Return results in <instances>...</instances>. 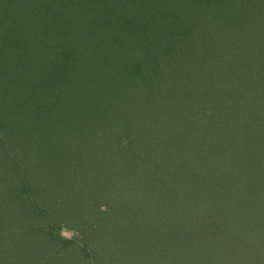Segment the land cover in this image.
Masks as SVG:
<instances>
[{"label":"rangeland","instance_id":"1","mask_svg":"<svg viewBox=\"0 0 264 264\" xmlns=\"http://www.w3.org/2000/svg\"><path fill=\"white\" fill-rule=\"evenodd\" d=\"M86 1L0 0V25L5 27L0 29V47L10 46V41L7 40H14L18 37L22 38L23 44L35 41L27 46L39 42L41 33L36 30L39 16L36 14L38 10L35 5H42L40 2L44 3V12L49 9L46 3H50L55 7L49 10L50 15L67 19L64 29H68V32L72 27L71 19L78 15L75 10L82 12L85 9L82 24L87 23L89 26L87 25L86 28L89 27V30L93 24L100 25L99 28L92 29L90 34L97 39L94 46L100 48L101 51V54L96 55H94L96 50L89 51L91 53L86 54V58L97 62V67H99L97 60H100L104 69L107 64L105 59L111 58V54L118 55L115 59H118L119 62H133L136 65H132V68L137 67L139 71L142 69L143 72L150 74L153 61L157 58L162 60V57L147 60L149 55L145 51L144 40L141 42L142 49L139 51L138 43L142 39V34L137 31H140L138 30L140 27L144 32L146 27L164 30L166 26H163V23L169 20L171 22V19L176 23L173 18L175 15L179 16L181 32L175 34L171 26V30H168V37L164 38L165 42L169 39L172 41L181 33L185 36V33L201 32L210 25L212 27L214 24L209 22V18L220 12L206 14V7L203 6L202 0H90V3H86ZM136 4H138L137 8ZM56 8L60 9V13ZM88 8H93V10ZM230 9H233L231 13H224L226 17L240 19L243 16L245 17L244 23L248 21L249 24L238 28L248 34V41L255 44L250 48L259 53V61L248 64L250 69L254 67L251 73H256L258 80L255 81L256 79L253 80L251 77L250 81L248 77L251 74L243 73L250 84V86L247 84V91L244 94L239 92L240 83L234 84V81L238 80L237 77L231 80L232 89L236 90L237 94L239 93V98H242L241 101L236 100V103H231L230 106L234 112L227 108L222 109L220 102H217L220 94L214 90V87L224 86L226 75L224 76L223 72H226L225 69L228 68L226 66L221 67V74L218 73L214 77L217 80L206 78L209 77L210 69L205 73L200 72V75L199 72L198 74L191 72L193 73L192 82L196 86L207 85V88L212 90L209 91L210 98L214 96L211 101L208 100L207 103L197 106L198 112L195 114L192 113L193 106L189 112L191 104L187 103L184 95L183 100H180V97L177 96L178 90L175 95L173 94L174 91L171 87L176 88V86L169 83L168 80V84L164 85L165 81L161 80L159 86L163 87V90L159 92L164 98L160 99L157 93L154 102L162 104L161 100H166L165 103L171 104L170 101L167 102L169 95L176 99L175 107L177 109L174 110L170 122L167 123L173 132L181 131L180 135L173 132H171L173 136L169 134L170 138H176L174 139L175 144L172 147L169 146L168 143L171 139L167 138V135L157 139L154 148H150L145 143L138 151L145 150L146 155L135 159L137 162L134 161V163L143 164L149 159V165L144 167L140 164L141 168L137 167V169L133 165L127 166L124 174H122L124 166L133 162L131 158L136 156L138 151L129 154L130 156L126 155V158L120 153L108 154L109 157L105 158L103 162H110V166L107 168L109 170H106L104 176L101 175L104 178L99 180L106 186H99L102 190L98 191L95 201L89 202L91 204L89 210L86 209L87 205L84 202V198L87 199V194L80 198V194L77 193L76 196V192L74 193L72 190L73 198L66 200L68 195L64 197L65 192H54V189L44 190L45 192L33 190L31 193L28 190V194H31L33 209L29 214V219L23 218V222L20 221V226H17V228H22V231H12L8 220L0 224V238H4L2 244L0 243V264H24V260H30L28 264H114L116 261L117 263L119 261L118 264H138L136 258L131 257L135 254L136 247L146 255L149 254V259L155 254L156 256L154 255L153 258L164 260L166 264H179L181 260H184L185 264H264V173L260 174L262 177H257L255 173L258 170L256 172L257 167L254 168L252 162L256 159L255 155L258 150L259 159L261 160L263 155L262 159L264 160V140H259L261 136L258 135L262 125L264 127V119L260 120L264 116V90H262L264 88V36L259 34L261 30L256 26L257 22L264 21V0H237V3H233ZM143 16H148V18H143ZM183 16H185L184 20ZM89 17L92 19L88 22ZM25 22L27 23L25 24ZM49 22L53 23L48 19ZM50 23L49 25L52 26ZM12 27L21 29L24 36L13 37L10 34L13 31ZM134 31L136 33H133ZM31 34L34 36L33 39L27 38ZM80 35L81 33L78 36ZM76 39L75 41L80 44L82 37ZM57 40L69 41L67 38L55 39V41ZM199 47L197 46V51H200ZM21 56L22 54L11 57L1 55L0 68L4 63L14 62ZM198 56L192 55L193 64V59ZM181 60L184 61L183 57ZM11 62L9 63L11 64ZM94 65L89 63V66ZM189 65H191L190 59ZM236 68L234 64L230 65L229 74L234 75L236 72H240V69ZM182 70H187V67L183 66L181 69V65L177 66L178 75H183ZM104 72L101 73V83L94 86L92 90L90 87L72 90L71 95H75V97L71 103L73 104L77 97L95 93L98 97L101 95L114 97L122 93H130L134 99L136 96L140 97L146 93L144 84L127 83L116 78L111 71L105 70ZM259 75L262 77L259 78ZM3 76L0 75V80ZM173 80L175 81V79ZM86 85L89 86L88 83ZM198 87L200 93V86ZM122 105L123 103H121V107ZM29 108L33 110L34 106H29ZM151 112L153 115L151 125L154 126L155 110L152 109ZM188 113L191 115L192 121L187 119ZM137 115L139 114H135V117ZM180 116H182L181 119ZM30 117H27V126L31 125ZM174 117L177 120H174ZM203 120L212 127L208 130L210 137L202 144L200 132H203L205 127ZM78 123H83V121ZM190 129L193 130V135L183 137L182 132H187ZM140 131L141 129H138L136 133H140ZM157 132L159 133V130ZM197 133L198 136L194 138ZM155 136L151 137L152 140ZM176 140H179L181 144ZM188 142L194 143L191 147L185 145L186 147L181 148L182 144ZM199 142H201L200 146ZM15 150L19 151L18 148L10 147L9 152H15ZM190 154L193 161L189 159ZM31 156L22 154L21 157H15L16 163L21 165L22 169L30 170L29 167L33 165V160H30ZM259 159L256 160V163H259ZM263 160L260 162L261 164H264ZM186 162L189 167H187V175H184L180 171L182 168L180 165ZM173 167H179L174 174L171 170ZM107 174H112V178L115 177L114 180L117 184L113 185L107 181L109 179ZM26 175L25 172H22L21 184L29 179L24 180ZM123 176L124 179L128 177L127 180L121 181ZM90 178V181L95 180V175L90 174ZM171 189L173 191L168 197L170 203L163 204V206L168 207L172 204L174 209L163 207L161 209L162 215L165 217L163 220V218H159L158 209L162 205L157 202V199L164 198L162 191ZM78 190L80 193H87L88 183L80 185L76 191ZM59 194L62 196L64 204L58 202ZM34 196L36 201H34ZM259 200L262 201L261 205H257L262 207L260 210H256V203ZM74 201L77 202L82 216L80 214L76 216L73 210L68 208ZM245 202H248L247 208ZM107 205L110 206L107 207ZM114 208L118 211L117 214L114 213ZM102 212H108L110 215L106 217ZM89 214H94V216L88 218ZM74 216L81 219L77 220L73 218ZM91 223L96 224V227H90ZM85 230L90 233H86ZM42 231L51 232L55 239L53 244L47 246L45 237L35 233L42 234ZM25 232H29L31 241L29 245L25 243L26 247L22 249L20 248L21 241L23 243L27 240ZM84 233H86L85 236H83ZM40 242L42 245L39 248ZM17 249L22 252H17ZM171 249H174L173 252ZM125 254H130V256H125ZM56 260V263L53 262Z\"/></svg>","mask_w":264,"mask_h":264},{"label":"trees","instance_id":"2","mask_svg":"<svg viewBox=\"0 0 264 264\" xmlns=\"http://www.w3.org/2000/svg\"><path fill=\"white\" fill-rule=\"evenodd\" d=\"M232 1L202 0L203 6L206 7V14L220 11L218 15L216 13L215 16L209 18V22L214 24V27L210 25L207 29H202L203 31L201 32H189L190 34L185 33V36L181 33L177 35L176 39L174 38L172 41L170 39L166 41L168 44H166L164 38L166 36L168 37V30H171V26L175 34L181 32L179 28L181 25L179 16L175 15L173 18L176 23L173 22L172 19L171 22L169 20L163 23V26H166L164 30L146 27L144 32L140 27L138 29L140 31H137V33L142 34V39L138 43V46H140L139 51L142 49L141 42L144 40L145 51L149 55V59L147 60L155 59V57H162V60H158L159 58H157L153 61L151 66L152 73L150 74L148 72H143L142 69L139 71L137 67L132 68V65H136L133 62H119L118 59H115L118 55L113 56L111 54V58L105 59L107 64L104 69L100 64V60H97L99 67L96 66L97 62L88 60L86 54L91 53L93 50H96L94 55L101 54L100 48L94 46L97 43V39L90 34L92 29H97L100 25L93 24L90 27L91 30H89V27L88 29L86 28L88 25L87 23L83 22L84 24H82V17L84 18L85 16L83 13L86 11L85 9H83L82 12L75 10V13H78V15H76L77 17L73 16L71 19L70 24L72 27L68 32V29H64L67 24V19L49 14V10L55 7L50 3H46L49 9L44 12V3L40 2L42 5H35L38 10L36 14L39 16V24L36 30L41 33L39 42L27 46V44L35 41H29L23 44V41H21L22 38L20 39V37H18L14 40H7L10 41V46L0 47V56L11 57L13 55L22 54L20 59H15L16 62L9 61L11 64L6 62L0 68V75L5 76L0 80L2 81V86L0 88V108H2L0 109V224L8 220V225H10L12 231H22V228H17V226L20 224V221L23 222V218L27 220L33 209L31 207V194H28V190H30L31 193L33 190L43 192L44 190L54 189V192H65L66 195L63 196L67 197L68 195L66 200L73 198V192H76V196L77 193L80 194V198L87 194V199L84 198V202L87 205L86 209L89 210L91 205L89 202L92 203L93 200L95 201L98 191L102 190L99 186H106L104 182L101 183L99 180L104 178L101 177V175L104 176L105 171L110 166V162H103L105 158L109 157L108 154L113 153L114 155L120 153L125 157L126 155L138 151L145 143L146 145L148 144L150 148H154L156 147L157 139L166 135L167 138L173 136L171 133L173 131L167 123L170 122L169 120L173 116L174 110L177 109L175 107V102H177L176 99L169 95L167 102L170 101L171 104L165 103L166 100H161L162 104H156L154 102V97L156 98L158 94L160 99L164 98L161 92H159L163 90V87L161 88L159 86L161 80L165 81L164 85L168 84L167 80L172 85H175L176 88L171 87L174 91L173 94L175 95V92L178 90L177 96L180 97V100H183L184 95L187 103L191 104L189 112L192 110L193 106L194 109L192 113L195 114L198 112L197 106L199 107V105L207 103L208 100L211 101L214 96L210 98L211 94L209 91L212 90L208 89L207 85L202 86V84H199L196 86L194 82H192L191 76L193 73L191 72H196L197 74L199 72L200 75V72L205 73L210 69L208 74L209 77L206 78L209 80L211 78L217 80L214 77H216L218 73L221 74V67L226 66L228 68L225 69V73L223 72L224 76L226 75V79L224 78V86H220V88H218V86L214 87V90L216 93L218 91V94H220L217 102H220L222 109L225 110L227 108V110H232V112H234L233 109H231V103H236V100L241 101L240 99L242 98H239V93L237 94L236 90L232 89L233 83L231 80L237 77L236 79L238 80L234 81V84L240 83L239 92L244 94L247 91L248 84L246 79L252 77L253 80H258L256 73H251L254 67L250 69L248 64L251 62H258L259 53L250 48L255 44H251L248 41V34L243 33V31L238 28L249 24L247 23L248 21L244 23L245 17L242 16L240 19L230 18L231 16L226 17L225 14H229L233 10L230 9V6L233 3H237V0ZM88 2L90 3V0L86 1V3ZM137 7L138 4H136V8ZM88 9L93 10V8ZM58 10V13H60V9ZM9 11L13 12L14 10ZM143 18H148V16H143ZM184 18L185 16H183V20ZM48 19L53 21V23L49 22L52 26L49 25ZM91 19L92 17H89L88 22ZM141 21L143 22L142 17ZM26 23L27 22H25V24ZM257 24L256 26L261 30L259 34L264 36V21L257 22ZM3 28L5 27L0 25V29ZM12 30L10 34H12L13 37L20 35L22 37L24 36L21 29L12 27ZM80 33L81 35L78 36ZM133 33H136V31ZM33 37L34 36L31 34L27 38L33 39ZM77 37H82L80 44L75 41ZM57 38H67L69 41H55ZM197 46H200V51L196 50ZM91 55L93 56V54ZM192 55H199L197 58L193 59L194 64ZM182 57L184 59L183 62L181 60ZM189 59L191 65H189ZM89 63L95 65L89 66ZM229 64H234V66L237 67L236 69H240V72H236V74H234L235 76L229 74ZM179 65H181V69H183V66L187 67V70H182L183 75L177 74V66ZM105 70L113 72L116 78L122 79L124 82L144 84L146 93L142 94L140 97L134 95L136 96V100L132 98L133 96L130 93H122L114 97H109V95H101L98 97L97 93L88 94L83 97H77L72 104L71 102L75 95H71V91L89 87L92 90L94 86L101 83V73H105ZM243 73L251 75L247 78L244 77ZM227 75H231L232 78ZM258 77L260 78L262 75ZM173 79H175V81ZM87 83L89 86L86 85ZM248 85L250 86V84ZM198 86H200V93L198 92ZM262 90H264V88ZM121 103H123L122 107ZM29 106H34V109L31 110ZM152 109L155 110L156 116L154 126L151 125V120H153ZM87 110L88 113L86 114ZM137 113L139 115L135 117ZM28 116H31L32 122L30 126H27L28 123L26 120ZM175 117L173 119L177 120ZM181 117L182 116H180V119ZM263 117L264 116H262L260 120H263ZM187 119L192 121L189 113ZM76 120L78 122L83 121V123H78ZM202 122L205 127L203 132H200L201 135H199L203 144L210 137L208 130L212 126H208L204 120ZM151 126L153 127L151 128ZM138 129H141L140 133H136ZM158 130L159 133L157 132ZM173 133L180 135L181 131ZM198 133L194 138L198 136ZM258 133V135L261 136L259 140H264L263 125L261 131ZM154 135L156 136L152 140L151 137ZM188 135L192 136L193 130L190 129L187 130V132H182L183 137H187ZM170 139L168 144L172 147L175 144L174 139L176 138ZM130 140L134 141L131 142ZM176 141L181 144L179 140ZM149 142H152V144H149ZM193 143L194 142L184 143L181 148L185 145L191 147ZM200 143L201 142H199V146ZM10 147H13V149L18 148L19 151L15 150V152H9ZM258 153L259 150L255 155L256 159L252 162L254 168L257 167L256 172L258 170L255 175L257 174V177H262L260 174L264 173V164L260 162L263 160V155L260 160ZM22 154L32 155L30 160H33V165L29 167L30 170L25 168L22 169V166L16 163L15 157H21ZM143 155H146L145 150H139L136 156L131 158L133 162L129 165L127 163L126 166H124L122 170L124 172H122V174L125 173L126 167L130 165L135 166V169H137V167L141 168V163L135 164L134 161ZM191 157L190 154L189 159L193 161L194 159L191 160ZM258 159L260 165L256 163ZM149 163L150 160L147 159L141 165L145 167L149 165ZM180 166L182 167L180 171L183 172L184 175H187V167H189L188 162ZM179 167L171 168L172 173L174 174V172H177ZM250 167L253 168L252 165H250ZM22 172L27 174L24 180L29 178L25 182L26 184H21ZM90 174L95 175V180L90 181ZM107 176L109 177L107 181L113 185L117 184L114 180L115 177L112 178V174H107ZM127 178L128 177L124 179L123 176L121 181L123 179L127 180ZM84 183H88V192L80 193L79 190L76 191V189ZM37 184L38 186H35ZM72 190L73 192H71ZM172 191L173 189L162 191V197L164 196V198L157 199V202L162 205L159 206L158 209L160 212L159 218H163V220L165 217L162 215L161 209L163 207L174 209V205L172 204L168 207L163 206V204L170 203L168 197ZM60 199L58 202L64 204L61 195ZM34 201H36L35 196ZM261 202L262 201L259 200L256 203V210L261 209L262 206L257 205H261ZM247 205L248 202L245 205L246 208ZM69 206L68 208L72 209L76 216L78 214L82 216L77 202L74 201ZM108 206L110 205H107V207ZM113 211L116 214L118 212L115 208ZM232 212L234 213V211ZM108 215L110 214L106 212L105 216L107 217ZM92 216H94V214L90 215L88 218ZM73 218L77 220L81 219L75 216ZM94 226L96 227V224H90V227L93 228ZM23 232L21 233L23 234ZM85 232L90 233V231L87 232L86 230ZM35 233L45 237V244L47 246L53 244L55 241L51 232L45 233L42 231V234L39 232ZM86 233H84L83 236H85ZM24 234L27 236H25L27 240L23 243L21 241L20 248L22 249H25V243L29 245L31 241L29 232H25ZM3 239L4 238H0L1 244ZM153 239H155V237H153ZM40 245H42L41 242L38 245L39 248ZM17 252L21 253L22 251L17 249ZM125 256H130V254H125ZM153 256L149 259V254L146 255L139 251L138 247L135 248V254L131 255L132 258H136L138 264H166L164 260H157L153 258ZM24 261V264H28L30 260ZM124 261L127 260L124 259ZM53 262L56 263L57 260ZM118 263L116 261L114 264ZM179 264H185V261L181 260Z\"/></svg>","mask_w":264,"mask_h":264}]
</instances>
